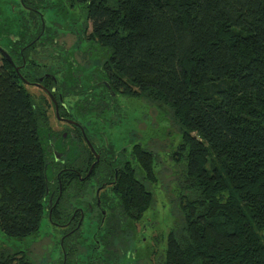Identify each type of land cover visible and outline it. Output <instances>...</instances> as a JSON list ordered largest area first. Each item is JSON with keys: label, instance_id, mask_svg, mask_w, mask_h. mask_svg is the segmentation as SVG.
Here are the masks:
<instances>
[{"label": "trees", "instance_id": "16d2710c", "mask_svg": "<svg viewBox=\"0 0 264 264\" xmlns=\"http://www.w3.org/2000/svg\"><path fill=\"white\" fill-rule=\"evenodd\" d=\"M91 15L110 83L167 109L183 132L159 264H264V0H108ZM8 67L0 64V232L23 241L46 214V115ZM136 151L148 178L130 175L123 199L142 213L155 202L144 182L158 179L155 156ZM27 252L0 241V264H30Z\"/></svg>", "mask_w": 264, "mask_h": 264}, {"label": "flooded vegetation", "instance_id": "af4514ba", "mask_svg": "<svg viewBox=\"0 0 264 264\" xmlns=\"http://www.w3.org/2000/svg\"><path fill=\"white\" fill-rule=\"evenodd\" d=\"M8 1L21 23L16 34H0V64L38 91L31 94L46 115L39 130L47 182L42 222L54 235L39 239L50 251L43 252V246L39 260L29 258V263L147 264L134 246L147 237L134 231L154 225L148 222L152 206L141 213L144 207L123 197L130 175L148 178L136 147L147 150L150 144L140 140L133 125L117 127L127 117L118 99L134 96L110 83L108 50L91 15L108 0ZM47 12L68 33L48 27ZM115 115L121 118L115 121ZM151 182H144L148 191L154 188Z\"/></svg>", "mask_w": 264, "mask_h": 264}, {"label": "rangeland", "instance_id": "374dc122", "mask_svg": "<svg viewBox=\"0 0 264 264\" xmlns=\"http://www.w3.org/2000/svg\"><path fill=\"white\" fill-rule=\"evenodd\" d=\"M75 18H77V15ZM46 21L48 27L52 30L58 29L62 36H64V33H68V27L65 26L66 30H62V22L55 18L51 12L46 13ZM20 23L18 14L10 8V2L0 0V34H16ZM78 26H80V23ZM26 89L30 93L38 92L35 88L29 86ZM117 102L124 106L121 112L127 116L123 118L122 123L117 127L133 125L134 130L140 136V140L146 138L144 142L150 144L147 146V150L152 153V157L155 156V175L158 181L157 183L153 181L150 183L152 186L154 184L152 192L155 194V202L150 208L153 213H150V220H148V222H154V225H149L151 229L147 232L143 229L144 225L134 231L136 237H147V241L142 245L136 244L134 246L139 249L140 256L145 257L147 264H158L164 258L163 249L167 245L168 234L174 226L173 204L178 198V190L181 189L180 184L178 186L177 183L182 178V171H180V166L171 159V156L180 144L183 132L181 127L175 123L170 112L167 109L159 108L153 102H149L142 97L127 96L118 99ZM52 115L54 116V114ZM53 118L55 117L51 119L53 120ZM120 118L121 115H115V121ZM104 130L112 140L110 130L107 128ZM148 139L152 140L153 143L149 142ZM175 211L177 212V209ZM149 233L151 237H148ZM53 235L52 227H47L44 221L41 223L39 233L35 237L23 241L9 240L0 232V241H4L7 246L12 245L14 248L27 250L29 258L32 259L38 256L37 260H39V252L43 246V252L45 250L50 251L45 248L43 241V245L40 244L39 239L50 238ZM48 254L50 252L46 255Z\"/></svg>", "mask_w": 264, "mask_h": 264}]
</instances>
